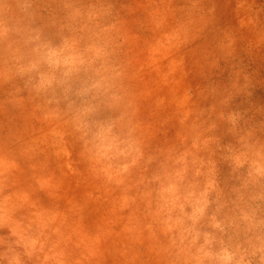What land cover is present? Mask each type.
I'll return each mask as SVG.
<instances>
[{
    "label": "rangeland",
    "instance_id": "obj_1",
    "mask_svg": "<svg viewBox=\"0 0 264 264\" xmlns=\"http://www.w3.org/2000/svg\"><path fill=\"white\" fill-rule=\"evenodd\" d=\"M0 264H264V0H0Z\"/></svg>",
    "mask_w": 264,
    "mask_h": 264
}]
</instances>
